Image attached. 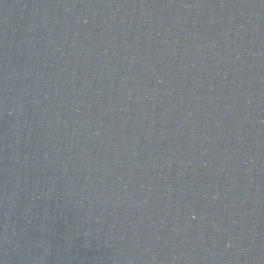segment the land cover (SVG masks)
<instances>
[{"label":"water","instance_id":"95a60500","mask_svg":"<svg viewBox=\"0 0 264 264\" xmlns=\"http://www.w3.org/2000/svg\"><path fill=\"white\" fill-rule=\"evenodd\" d=\"M0 264H264V0H0Z\"/></svg>","mask_w":264,"mask_h":264}]
</instances>
